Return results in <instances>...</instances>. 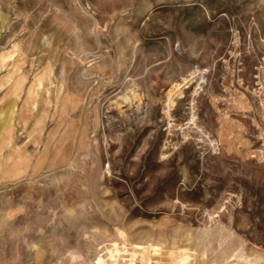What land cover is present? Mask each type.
Instances as JSON below:
<instances>
[{
    "label": "rangeland",
    "instance_id": "obj_1",
    "mask_svg": "<svg viewBox=\"0 0 264 264\" xmlns=\"http://www.w3.org/2000/svg\"><path fill=\"white\" fill-rule=\"evenodd\" d=\"M181 259L264 264V0H0V264Z\"/></svg>",
    "mask_w": 264,
    "mask_h": 264
},
{
    "label": "bare ground",
    "instance_id": "obj_2",
    "mask_svg": "<svg viewBox=\"0 0 264 264\" xmlns=\"http://www.w3.org/2000/svg\"><path fill=\"white\" fill-rule=\"evenodd\" d=\"M207 72V71H206ZM204 71H200V70H194L193 72H191V73H189L186 77H184L183 79H182V82L181 83H183V85L181 84V83H178V84H175V85H173L174 86V88L176 89H180V88H183L184 86H186V85H189V84H191L192 83V81L193 80H195V79H198V78H203V76H204ZM187 88H189V87H187ZM194 88V87H193ZM174 89V90H175ZM171 93V92H170ZM180 93V92H179ZM181 95V94H180ZM172 101L169 99V102H168V104H167V109H166V115L169 117V109L172 107ZM195 119H196V116H195V114H194V105H193V103L191 104V119H190V121L194 124V122H195ZM191 124V123H190ZM192 125V124H191ZM139 247V249H141V250H144V251H147V252H159V250H160V247H159V245L158 244H148L147 245V247H144V246H137V248ZM136 248V249H137ZM116 252H117V249L115 250ZM111 253V252H110ZM185 253V252H184ZM184 255V254H183ZM113 256V255H112ZM143 257H144V255H143ZM183 259H186V258H183ZM145 262H146V260H145ZM147 262H149V258L147 259ZM130 264H132V263H130ZM147 264H149V263H147ZM179 264H182V259H181V261L179 262Z\"/></svg>",
    "mask_w": 264,
    "mask_h": 264
}]
</instances>
